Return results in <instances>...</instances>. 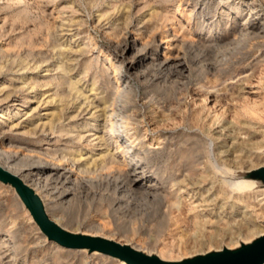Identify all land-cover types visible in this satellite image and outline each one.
Segmentation results:
<instances>
[{"label": "bare ground", "instance_id": "bare-ground-1", "mask_svg": "<svg viewBox=\"0 0 264 264\" xmlns=\"http://www.w3.org/2000/svg\"><path fill=\"white\" fill-rule=\"evenodd\" d=\"M109 2L104 14L88 13L87 16L80 18V23L75 20L78 25L87 26L90 22V25L98 28L106 39L112 42L111 47L117 53L112 57L114 62L109 61L107 64L105 71H111L112 76L108 74V80L103 83V91L100 93L96 92L95 83L88 87L85 79H77L71 75L73 72L69 73V67L73 64L72 57L79 55L78 53L83 56L85 53L88 55L90 52H96L97 46L90 36L82 37L84 42L74 45L78 32L75 27H70L73 21L67 27L63 23L54 26L56 38L47 45L51 49L38 53L40 59L43 58L40 61L24 58L18 65L15 58H10L11 54L5 53L0 42V168L20 179L36 193L41 199L47 217L56 224L59 220L55 218L64 214L74 201L85 203L90 200L99 205L107 201L105 208L98 213L100 221L95 222L99 228L106 229L113 221L123 222L131 208V202L144 198L143 202L147 205L137 202L139 205L137 204L136 209H140L144 218L152 221L160 219L164 228L167 227L168 230L173 225L176 228L174 230L180 235L178 236L177 231H174L177 233H174V236L169 232L172 234L170 240L177 248L186 245H197L196 248L199 245L200 247L213 245L219 239L218 236H222V240L225 236L227 238L239 233L249 234L247 239L252 237L249 242L237 241L238 244L234 247L224 244L225 241L219 243V246L213 245L221 250L223 247L233 249L264 235V229H260L255 223L256 217L264 216V209L255 212L257 204L250 202L258 192L252 189L254 182L247 176L250 171H245L244 175L239 177L238 172L243 170L240 166L244 160L239 164V161L230 159L240 148L247 147L251 151V146L255 149L263 147L264 141L252 142L250 134L247 138L249 143L244 141L233 147L235 137L228 133L224 135L221 144H216L217 139L223 136L219 134L215 141L210 139L208 143L206 138L211 137V135L207 137L210 128L220 123L219 119L225 112L224 114L222 111L215 112L212 115L209 111L203 112L205 110L203 106H200V109L192 108L185 102L186 97L189 96L194 101L199 93L195 91L196 89L192 92L182 78L186 73L189 77L191 72H195L196 78H199L195 80L201 87L199 89L208 90L213 88L214 82L217 84L228 76L227 67L233 64L232 59L251 56L252 53L255 55L257 51H261L260 59L258 58L254 68L259 65L258 63L264 64V7L254 6V0H186L183 5L177 3L163 11L153 10L146 15H140L136 22L131 24L130 4L126 5L123 0ZM0 3L3 9L13 6H30L36 11L40 9L30 0H0ZM4 27L5 23L0 27V40L3 39L1 31H4ZM127 31L133 33V37H128ZM128 49L134 51V56L126 68L122 55L126 54ZM49 55L57 56V62L60 63L61 71L55 75L49 74L50 70L47 67L51 63L45 62L46 58H50ZM8 70L9 74L6 75L5 72ZM134 71L139 73L134 76L135 79H131L130 72ZM53 80L58 81L57 85L53 84ZM61 84L67 86L65 85L66 89L63 88L59 92L56 87ZM43 88L46 90H41ZM240 91L243 101L244 88ZM218 97L202 93L199 96V103L203 105L212 99L213 105L218 104L223 110L225 108L220 103L221 97L220 99ZM245 100L244 110L246 112L255 110L254 114L258 113L259 109H254L256 105L253 101L251 104L255 106L250 107V103ZM225 103L227 104L226 101ZM234 114L236 117V113ZM233 125L236 124L231 120H225L222 130L227 127L229 132H232ZM148 132L161 140V143H156L161 149L151 150V143L146 141ZM12 134L19 135L26 143L16 142L11 137ZM52 140L63 141L57 144L62 147L50 148L48 145L44 147ZM230 143L233 147L231 149ZM166 149L170 157H173L170 171L157 172L148 161ZM220 149L224 152L227 150L224 160L218 158V155L224 154ZM216 151L218 152L215 153ZM187 156L193 161L186 160ZM225 162L228 165L233 164L231 172L223 170ZM240 181L247 182L248 186L243 189L247 191L246 195L249 196L247 199L232 196L235 189L240 186ZM8 185L12 189H9ZM210 191H213V196L211 195L213 198L209 200L210 197H205L204 194ZM250 191L252 192L249 193ZM184 193L190 194L193 198L185 196ZM231 196L232 202L229 203ZM0 203L14 219L12 224L15 221L19 224L18 229L14 231L8 228L6 222L2 228L0 227V264H73L76 261L77 263L83 261L77 254L85 248L67 247L48 238L33 219L15 188L1 180ZM234 205L242 206L246 211H253L255 217L248 216L246 211L236 213L234 217L228 213L227 217L222 215L225 213L223 210ZM23 206L36 223V230L42 232L44 239L51 241L48 247L40 250V257L16 258L15 250L20 247L17 241L19 231L35 230L22 222ZM199 208L204 213L218 209L220 217L217 221L214 219L213 223L210 215L202 216ZM10 217L9 220H12ZM168 223H171L170 228L167 226ZM189 226L191 227L189 230L193 232L190 236ZM63 229L78 233L71 229ZM92 234L88 235L113 240L111 236H104L105 234ZM29 236L34 241L38 240L31 233ZM166 247L164 246L165 250ZM170 249H167L168 252ZM68 250L76 251L70 253ZM165 250L163 253L158 252L163 260H166L167 254L170 255ZM210 251L212 250L208 252ZM91 252L98 256L101 253ZM146 253L152 252L148 250ZM102 254L107 260L95 257L91 264H127L117 257Z\"/></svg>", "mask_w": 264, "mask_h": 264}, {"label": "rangeland", "instance_id": "rangeland-1", "mask_svg": "<svg viewBox=\"0 0 264 264\" xmlns=\"http://www.w3.org/2000/svg\"><path fill=\"white\" fill-rule=\"evenodd\" d=\"M109 1L110 0H104V1L103 0H95V2L90 3L88 0H30L31 3H34L33 4L34 6H38L40 8L39 11L37 9L38 12L30 6L29 7L17 6L18 8L13 6L9 9H7V8L3 9L4 7L2 8V3H0V27L3 25V23H5L4 31H6V32L1 31V36L3 39H1L0 42L2 43L1 44L3 46L2 48H3V50L5 49L4 51H6L5 52L6 54H11L10 58H12V59L15 58L17 60L18 65H19V62H20V64L22 63L21 61L24 58L29 59V60L33 59V60L40 61L43 58L40 59V57L38 56V53L43 52L47 49L48 50L51 49V47H48L47 45H50L52 43V40L54 38H56V35L54 34V29H55L54 26L57 27L60 23H63L67 27V25L71 24V22L73 21L72 22L73 24H71L70 27L71 28L75 27V29L78 32V36L76 37L77 42L74 45H78L80 43H83L84 42L83 41L84 36H90L91 38H93V43H96L97 46L95 48L96 52L93 51V52L88 53V55L90 57L87 55V53L83 54V56L81 55V53H78L79 55L76 54V56L72 57V59H73L72 63L73 64L71 65V67H69L70 68L69 73L73 72V73H71V75L73 77H76L77 79H85L84 81L88 85V87H91L93 85V83H95L96 84L95 90H96V92L100 93L103 91V83L105 84V82L108 80V74H110V76H112L111 71H108V72L105 71L108 67L107 64H109L108 63L109 61L111 63L114 62L113 61L114 59L112 57H115L114 55H116L117 53H115V50L111 47L112 42L107 40L106 36L104 34H102V32L98 28H95L93 25H90L91 24L90 22L87 26L86 25L81 26V25L77 24V21H79V23H80V18L87 16L88 13L104 14L105 11L107 10L106 9L107 4L110 3ZM123 1L126 3V5L130 4L129 5L131 8L130 22H131V24H133L134 22H136V19L140 15H146L147 13H150L153 10L163 11V10L167 9V7L168 8L173 7L177 3H180L183 5L186 0H123ZM261 1L262 0H260V1L254 0L253 5L258 6L260 8H263L264 2H261ZM121 3H123V2L121 1ZM261 6H263V7H261ZM75 20H77V21H75ZM79 26H80V28H79ZM3 32H4V34H2ZM127 36L133 37V33H130L129 31H127ZM158 40H159V38H158ZM99 50L101 52H99ZM257 52H258V54H257ZM257 52L255 53V55H254V53H252L253 55L251 54V56L237 57L238 59H232L233 64L230 65L231 68L227 67V70L229 72L228 76L224 79V81H222L223 80L222 79L221 81H218L217 84H216V82H214L215 84H213V88H210L208 90H205L204 88L199 89L201 87L198 84H196V82H195V80H197L199 78L198 77L196 78L195 72H193V73L191 72L189 74V77H188L187 73L184 74V76L182 77L183 81L185 80V83L188 84V87H189V89L192 90V92H193V90L196 89L195 91H197L199 93L198 96H196L194 101L191 100V98L189 96L186 97L185 102L187 104H189L194 109H200L203 106L205 108V110L203 112H205V113L210 112L212 115L215 114V112L220 113L222 111L223 114L225 112L224 116L221 119H219L220 123L216 124L215 126L210 128V130H209L210 134L207 137H210V135H211V137L206 138V141L208 143H210V141H209L210 139H213L215 141L217 139L216 136L219 134V135H223L222 137L219 138L220 140L217 139L218 141L216 144L219 145L222 143V139H223L224 135H228V133H231L235 137V142L233 143V145L231 144L232 142L229 144L230 149L235 147L236 145H238V143H242L244 141H245V143L248 142L247 138H249L250 134L252 135V136L250 135V137H252V142L253 141H256V142L257 141H264V135H263L264 133L262 134V132H264V110H263L264 109V100H263L264 99V88H262V87H264V64L258 63L259 65H256V67L254 68L255 63H257V61L260 59L259 54L261 51L260 52L257 51ZM49 56H50V58L48 56H46L48 58H46L47 61H45V62H49V64L51 63L50 65H48L47 68H49V70H50L49 74L55 75L57 72L61 71L59 68L60 63L57 62L58 61L57 56H55V55H49ZM122 56L126 62V68H127L128 62L130 60H132V57L134 56V51L132 49H128L126 51V54H124ZM215 56L217 57L218 55L215 54ZM215 56H213V57H215ZM252 58H253V60H252ZM7 59H8V57H7ZM7 59H5V60H7ZM259 66H262V67L259 68ZM139 70L141 71L142 69H139ZM52 71H54V72H52ZM138 71H134L132 73L130 72V78L135 79L134 76H136V74H138L140 72V71L139 72ZM104 72L107 74L105 75ZM232 72H233V74H232ZM5 74L8 75L9 70L6 71ZM235 74H238V75H235ZM57 83H58L57 80H53L54 85H57ZM65 85L67 86V84H63V85L61 84L60 86H58L56 88L59 90V92H61V90L63 88L66 89ZM240 88L241 89L244 88V91H243L244 98L243 99L244 100L248 99L247 101L250 103V107H254L255 105L257 106V108L255 106L254 109H256V110L259 109L258 113H255L258 115L254 114V112H256L255 110L251 111V112H246L244 110V106L246 104H244L243 103L244 100L242 101V99H241L242 98V92L240 91L241 90ZM44 89L46 90V88H43L41 90H44ZM238 92L241 94L239 95ZM202 93H209V95H213V94L217 95V96H219L218 99H220V97H221L220 103H221V105L224 106L225 109H223V110L220 109V106L218 104L213 105L212 99H211V101L207 100V102H204L203 105L201 103H199V96ZM236 95H237V97H236ZM245 96H246V98H245ZM222 98H224V99H222ZM237 98L239 100L240 99L241 100L239 101ZM229 100H232V101H229ZM237 100H238V102H237ZM225 101L227 102V104L225 103ZM252 101H253V104H255L254 106H253V104H251ZM222 102H224V103H222ZM261 105H262V107H261ZM232 107H234V108H232ZM246 107H248V106H246ZM227 108H230L231 111H230V109L228 111H226ZM260 109H262V110H260ZM262 112H263V114H262ZM234 113H236V115H237L236 117H235ZM232 114L237 119V121H236V119L233 121L234 117L232 116ZM247 114H249V116ZM250 115H252L253 117H251ZM228 119L231 120L233 122V124H236V125H233V128L231 130L232 132H229V129L227 127L226 128L228 130L226 128H225V130H222V126L224 124V121L225 120L228 121ZM235 122H237V123H235ZM238 122H239V124H238ZM221 123H222V125H221ZM243 124L245 126H242ZM220 131H221V133H220ZM55 136H57V135L55 134ZM11 137L16 142L26 143V141H23L20 139L19 135L12 134ZM153 138H155L154 141H153ZM146 141L148 143H151V146H152L151 150H157V148L161 149V146L156 145V143H161V140L157 139L156 135L153 136V135L149 134V132H148V134L146 135ZM59 142L63 143V141H57V142L55 141L54 142V140H52L51 142H49V144H46L44 147H47V145L50 148L62 147L61 145H57V144H60ZM154 145H156V146H154ZM231 145L233 147H231ZM192 146L194 147V145H192ZM194 148H196V147H194ZM226 149H229V148H226ZM251 149L252 150L250 151L249 148L247 149V147H242L239 149V151L236 153V155L234 154V156H232L233 158H230V159L235 160V162L239 161V164H241L242 163L241 161L244 160V163H242L240 166L241 169H243V170L238 172L239 177L243 176L245 171L249 172V171L255 170L257 168L264 167V146L261 148H256V149L252 148V146H251ZM166 150H164V151L161 150L162 152H160L158 155L153 156L154 158L151 157V159L148 161V162H150V164L153 165L154 169L156 168L155 170L157 172L168 173L170 171V166L173 162V157H170L168 149H166ZM221 150L222 149H220V151ZM222 151L225 154L227 150H225V152H224V150H222ZM192 152H194V150ZM217 152L218 151H216L215 153H217ZM224 154L221 153V155H218V158L224 160L226 157V154H225V156H224ZM189 157L190 156H187L186 160H188V161L190 160V162H192L193 161L192 158L189 159ZM230 164H229L230 165L229 166L226 163L223 170H225L227 172H231L230 170H232L231 168H233V166H232L233 164L232 163H230ZM251 181L254 182V186L252 189L254 191L257 190L258 192L256 193L255 196H253L254 198H252L250 200V202L253 201V203H255V205L257 204V208H256L257 210L255 209V212H258V210L264 209V204H263L264 203V186L260 185V182L256 179H252ZM247 186L248 185H247L246 181H240V186L237 189H235V191L232 193V196L236 197V198L237 197L238 198L244 197V199H247L249 197L246 195L247 191L243 190V189H246ZM8 187H9V189H12L11 186L8 185ZM259 189H261V190H259ZM261 191H263V192H261ZM212 192L213 191L206 192L204 194V195H206L205 197H210L209 200L212 199L213 198V197H211ZM251 192L252 191H250L249 193H251ZM184 195L189 197V198L192 197L188 193H184ZM232 196H231V200L229 201V203L232 202ZM141 199L142 198H138V199L131 202V204H130L131 208L129 209V212H128L126 218L123 219L124 223L123 222L115 223L114 221L111 222V220L109 219L110 220L109 222H111V223L109 226L106 227V229L105 228L104 229L99 228V226L95 222L100 221V220H98L99 219L98 217L100 215V214L98 215V213H100L101 209L105 208L107 201L106 202L103 201L102 202L103 205H99L98 203H95V202L92 203V201L90 202V200L85 201V203L80 202V201H74L70 205L68 210H66V212L64 214H60V216L58 215L57 216L58 218L56 217L55 219L59 220L58 223L60 226H62L63 228H66V229H71V231L74 230V231H77L78 233L85 232L88 234H92V233H100L102 235L105 234L104 236H111V238L116 242L118 241V243L130 244L132 246L140 248L141 250H143L145 252L150 250V252L156 253V254H158V256H159L158 252L163 253L165 250L164 246L165 247L167 246L166 247L167 249L168 248H171V249L169 250V252L166 249L167 253L170 254V255L167 254V256L165 257L166 260H181L183 258L190 257V256H193L196 254L206 253L209 250H221V249H217L218 248L217 246H219V243L224 242V241H225L224 244H226V245L228 244V245H231L232 247H234V246H237V244H238L237 241L249 242V239L250 238L252 239L251 236L249 239H247L249 237L248 236L249 234L247 235L246 233L245 234L239 233V234H236L234 236H228L227 237L228 239L225 236V237H223V240H222V236H218L219 239L217 238L218 240L215 241L216 243L215 242L213 243L214 246H215V244H217L216 247H214L211 244V245H207V246L203 245L201 247L199 245L198 248H196L197 245H195L196 247L192 246V245H190V246L186 245V246H182V247L177 248V246L175 244L173 245L171 243V240H170V238H172V236L175 235L174 233H176V232H174V231H177V230H174V229H176V228L173 225H171V223H168V225H167L168 228H170L171 226L172 227L169 230L167 229V227H165L167 229L166 230L160 219L159 220L153 219V221H152V219L144 218L142 216V213H140V209H138V208L136 209V206L138 203L139 204H145L143 202L145 199L144 198L142 200ZM133 202H134V204H133ZM187 204L189 206L190 201H188ZM196 204H194V206H196ZM145 205H147V204H145ZM101 206H102V208H101ZM132 207H134V208H132ZM200 208L198 210L200 212H202L201 213L202 216H204V214L210 215L211 221H213V223L215 220L217 221V219H219L218 217H220V212L218 211V209L211 210V211L204 213L201 210L203 208H201V209ZM25 210H27V209L23 206L22 222H24L27 225V227L31 226L32 229L34 228L35 230L34 231L32 230L31 232H27L24 230L19 231L20 233L18 235L19 237H18L17 241L19 242L20 247L15 250L17 259H21L23 256L27 257V259L35 258L38 256L40 257L41 256L40 250H42V248L48 247L51 244V241H49V239H46V238L44 239V235L42 234L41 231L36 230L37 229V226H35L36 223H34V221L32 220V217H31L30 213L28 212V210L27 211H25ZM223 211L225 212L222 214L223 216L227 217V216L231 215L234 217L236 213H240L241 211L245 212L246 210L243 209L242 206L238 207V206L234 205L232 208L228 207L227 209H225ZM246 212L248 213L247 214L248 216H250V215L254 216L253 211L248 210ZM5 213H7V214H5ZM9 214L10 213L8 212L7 208L4 207V205H1V203H0V227L2 228L5 224H8V228H11V230L14 231V230L18 229L19 224H18V221H15L13 223L14 224L13 225L12 221H14V219H12V217H10L11 215H9ZM257 214L259 215L260 213H257ZM9 217L12 220H9ZM259 217H256L255 223L257 224V226L260 227V229H264V216L260 217L262 219H260ZM141 218H142V220H141ZM120 221H122V220H120ZM109 222H108V224H109ZM119 223H121V224H119ZM169 225H171V226H169ZM95 226H97L98 228H96ZM180 229L182 230V226ZM189 229L191 230L190 226L188 228V233L191 232ZM94 230L95 231L100 230V231L95 232ZM208 231L210 232L211 230H208ZM169 232L173 233V235L170 234ZM30 233L34 238L37 237L38 240L36 239V241H34L33 239H31V237L29 236ZM37 233H39V234H37ZM177 233H178V231H177ZM192 233L193 232H191V234H188V235L190 236V235H192ZM179 235L180 234L178 233V236ZM246 235H247V237H246ZM178 236H175V238H177ZM231 243H233V244H231ZM169 245H171L173 247H171V246L169 247ZM209 247H210V249H209ZM184 248H186V249H184ZM204 249L206 250V252ZM64 251H66V249ZM75 251L76 250H68V252H70V253L71 252L73 253ZM79 253L81 255L80 254H77V255L79 257L81 256L83 259V261L80 262L81 264L82 263L83 264H91L97 258L100 260H103V259L107 260V257H105L102 253H100L99 256L93 255L92 252H89L87 249H84V251L79 252ZM75 263L80 264V263H77V261ZM75 263H73V264H75ZM66 264H70V263H66Z\"/></svg>", "mask_w": 264, "mask_h": 264}, {"label": "water", "instance_id": "water-1", "mask_svg": "<svg viewBox=\"0 0 264 264\" xmlns=\"http://www.w3.org/2000/svg\"><path fill=\"white\" fill-rule=\"evenodd\" d=\"M264 186V167L247 174ZM0 180L10 183L30 211L33 219L50 239L71 248H85L89 252L98 251L124 260L127 264H262L264 262V235L239 247L212 250L205 254H196L181 260H163L157 254H147L130 244H120L101 236L69 232L50 220L43 208L39 196L20 179L0 168Z\"/></svg>", "mask_w": 264, "mask_h": 264}]
</instances>
